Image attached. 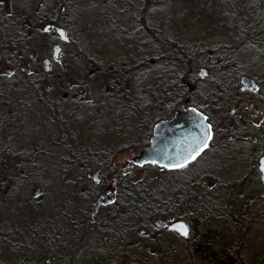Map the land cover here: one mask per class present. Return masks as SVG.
<instances>
[{"label":"trees","instance_id":"obj_1","mask_svg":"<svg viewBox=\"0 0 264 264\" xmlns=\"http://www.w3.org/2000/svg\"><path fill=\"white\" fill-rule=\"evenodd\" d=\"M116 0H107L109 4L115 3ZM127 3L132 0H124ZM238 2V6L231 1V0H221L218 1L220 4L221 9H217L216 11L219 14H216L217 18H233L236 17L239 22H241L236 26L235 29V35H239L240 37H243L241 34V31L244 32V36L242 38V41L244 42L245 46L252 49V53H249V58L254 62V65L257 63L260 67H257L259 69H264V0H242L243 3L239 4L240 0H236ZM158 4L156 5L155 3ZM160 0H142V5L139 6L138 3H136L137 8L134 11H137L138 13L141 12L142 17H151L153 11H156L158 13L163 12L165 10V7L161 9L162 4L159 5ZM170 1L165 0V3L168 4ZM145 3V4H144ZM149 4L148 8L146 4ZM203 8L206 10L208 9V4L202 0ZM121 5L123 3H120ZM175 6V5H174ZM177 10V7L175 6L173 9V12ZM109 12L113 13V17H125L127 16V12L129 9L127 6L123 7H108ZM146 10H148L150 13L149 15H146ZM19 19L21 20V23L24 25L26 15L23 14V12L19 11ZM164 13V12H163ZM203 14L205 17H207V14ZM100 17H107L110 16L107 13H104L103 11H99ZM130 15V14H129ZM134 16H138L133 14ZM165 17V21H169L168 19L176 18L181 16L177 13H164L162 15ZM189 17V15H182ZM17 17V15H15ZM180 18V17H179ZM103 19V18H100ZM180 20H188V19H180ZM178 20V21H180ZM250 20H254L256 24H258L257 29H254L252 24L253 22H250ZM93 22V21H91ZM103 21H101L102 25ZM189 26H191V22H188ZM221 24V23H220ZM219 24V25H220ZM224 24V23H222ZM230 23H228L229 25ZM237 24V23H236ZM163 26L165 28V31H161L160 24L159 23H153L151 26H145L150 27L149 29L144 30H136V27L134 25L130 29H122L123 32L114 33L111 30V28H120L124 27V25H118V24H107L106 27H108L107 33L114 34L113 37H123L124 41L129 43H135L137 39H142L143 44L146 42V40H151L152 42H157V51L152 52L156 50V47H151L150 51L147 52V56L156 55L158 56L160 52H167L169 51V47H166V42H172L175 41L176 43L180 42H186L179 38L177 34V30L180 25H174V28L171 30H168L166 27L168 26L167 23H163ZM183 27V26H182ZM177 28V29H175ZM219 28V27H216ZM230 30V29H229ZM241 30V31H240ZM224 31V30H223ZM228 32V30H227ZM26 33V28L19 29V34L23 36V34ZM106 33V34H107ZM226 34V33H225ZM248 34V35H246ZM228 35V34H227ZM130 37H135V40L130 41ZM181 37H187L181 36ZM188 38V37H187ZM123 40V39H122ZM171 40V41H170ZM166 41V42H165ZM241 42V40H237ZM189 43V42H186ZM193 44V45H192ZM192 47L196 48L197 55L191 56L192 60H190L192 64L201 63L202 61H206V64L208 66H212L215 68L220 69H230V71L238 70L237 68L232 69L230 64L220 63L217 64L214 61H208L203 56L204 54L208 53L209 48L205 44H201L200 42H197L196 44L192 43ZM217 43L216 45H218ZM225 45L227 43H223ZM221 45V43L219 44ZM174 48L173 46H171ZM227 49V48H226ZM225 49V50H226ZM137 49L134 50L133 58L135 56H139L140 53H135ZM181 56L184 57L185 54L181 53ZM221 56H227L229 58L230 52L226 50L225 52H222ZM259 57L260 60L259 61ZM151 58V57H149ZM190 58V55H189ZM223 59V58H222ZM226 64V65H225ZM257 65V66H258ZM17 71L21 72V78L22 82L24 83V86L26 87H32L35 89H42L45 86L47 87L49 85V89H47V93H49V90L53 91V86L50 84L45 85L43 83V79L41 75L37 74V71L35 74L28 73L27 69H16ZM167 70V69H166ZM181 73V75H185L187 72L182 71L180 69H169L168 71H165L164 74L159 73V75H154V82H153V89H150L147 91L146 95L142 94L141 89L138 87L135 89L136 95L135 97L137 99H140L139 103H143L144 105H141V108L138 112H136L135 108L139 103H132L133 112L131 118H133L135 115L142 114V110L147 106H149L150 101L152 102L153 99L156 100V102H170L171 99H173L172 91H173V85H174V77L177 73ZM237 74V71H235ZM241 73V72H239ZM238 73V74H239ZM253 74V73H251ZM246 75V74H244ZM62 76H65L63 74ZM249 77H254L252 75H247ZM45 78V77H44ZM167 79L170 81L167 82ZM254 80L256 83L260 86L262 89L260 83L258 82V78L254 77ZM136 85V84H135ZM134 85V87H135ZM157 86V88H155ZM15 88L12 86V81L7 80V78L0 79V92H4V100L0 99V136L4 138V143L0 144V149L2 152H0V167H2V170L5 168H13V173L15 175V181H22L23 178L28 175L29 178H27L24 181H30V178L33 173L31 174V171L33 170L32 167H34L36 178L39 182L44 181V177H49V179L53 178L56 180V182H60L62 180H65L68 175H70L75 180H83L88 179V167H91V164L96 165L93 163V160L96 157L104 156L105 158L102 159V165H104L107 169V171H113L110 167V163L112 161V156L114 154L112 153H106L103 151L96 152L93 154H89L90 156H86L84 161H88V159L91 160V164L85 167L80 168L79 172H73L69 169H64L62 167H59L57 162H69L70 157H77L79 155L78 152L76 153H70V154H58V155H52L50 154V150L47 147H40L38 145L34 144V148L29 149V147H24L21 149L14 148V143L17 141L16 137H14L13 131L19 130V129H25L27 132V136H34L37 132V128L39 125V120L46 118H52L55 117L56 119L59 117L61 121L58 123H62L60 125L61 130H57L55 124H52V126H55L58 135L59 141H66L70 137H66V133L63 131L65 129H62V126L64 124L63 120L69 121L67 118H62L60 113V107L61 102L55 103L53 100H50L48 103L43 104L46 107H49L51 110V114H46L45 116H41L36 119H32V121H27L26 123H21L23 120L24 113L22 112L23 105L17 109H15L16 115H12L11 111L7 109L10 103H12L13 100H15L16 104L19 103V97L16 94L14 96V92L11 90H14ZM49 93L51 98L57 99L59 98L56 93L53 95ZM262 95L264 96V91H261ZM0 93V95H1ZM129 96V95H128ZM133 98V96H131ZM51 104V105H50ZM79 104H75V107H78ZM73 107V109L75 108ZM67 109L70 106L66 107ZM82 108V106H81ZM79 113L78 111H75ZM23 114V115H22ZM70 114V111L68 112V115ZM80 115V114H78ZM73 120L76 118V115L73 114ZM153 118V117H152ZM151 118V120H152ZM155 119V120H154ZM157 118H153L151 123L156 121ZM15 121H19V124L16 125V128L13 130V124H16ZM22 125V126H21ZM67 129V128H66ZM147 129V128H146ZM145 129V130H146ZM257 135L259 137H264V126L261 124V128L257 132ZM64 138V139H63ZM52 142L54 137H51ZM66 139V140H65ZM143 141L146 140V138L142 139ZM58 141V142H59ZM51 142V144H52ZM57 142V143H58ZM68 148L67 146H65ZM93 159H92V158ZM35 165V166H34ZM180 171L185 170H177V169H163L157 167V170L155 172V175L151 176L150 174L141 175L136 177L132 174V177H123L119 180L118 184V192H117V198L114 203V205L110 206L109 212L106 215L105 218L102 217V214L100 215V219L96 222H86V215L84 214L85 211L83 210V213L81 214L82 208L76 206V210H74V213H76V222L72 221V217L67 218V222H65L63 219L66 216L68 217L70 215L69 212H64L61 214V216H53V220L56 219L57 223L60 225H68L69 229H72L74 234V239L76 237H80L81 241L78 245V247L75 249L76 252L80 251L81 245L84 244L85 238L88 236V232L90 231V238H94L98 240V242L101 244H104L105 248H109L111 254L116 258L117 262L116 264H248L249 257H247V252H245V241L243 239L247 238V240L250 239V244L254 245L256 249V258H255V264H259V257H262L264 254V250L262 251V254L259 255V251L261 249H264V240L262 239V236L259 237V234H253L249 231L250 229V221H252L253 217L250 215V206L251 204H254L256 200L264 198V193L259 194L256 197H252L251 199H245L243 202H241L240 206L237 208V212L234 210V207L231 206L230 200H228L230 197L233 199V195L230 193H224V191H218L217 185L213 183V181L209 178L210 176L217 175L216 172L225 173V170H222L220 168H217L214 165H209L206 168L201 169H194L193 172H190L188 174L189 169H187L185 174H182L180 177L179 175ZM205 171V172H201ZM37 174H42L43 177H40ZM242 175V176H241ZM244 177V174L238 175L237 179L241 180ZM11 179V176L8 178ZM189 179H195L193 184L190 183H183L188 181ZM12 182V184H13ZM89 182V181H88ZM89 184V183H87ZM180 184L184 186H180ZM8 182L6 181V177L3 179L2 184L0 185V193L3 194L0 198V208L4 210H9L7 208L8 204L15 205L16 209L19 211V215L15 221L14 229L19 231L20 233H27L24 229H20L18 225V221L20 222V217L23 216V221L25 224H31L28 217V211L26 207L20 206V202L18 200H13L11 195L14 194L13 191L9 192L12 194H9L8 192L4 194L3 189L5 186L7 187ZM93 187L92 184H89ZM18 188V187H17ZM64 189V188H63ZM89 192H91L90 187L88 188ZM62 192L57 193L58 195V202L64 205V198L62 197ZM9 195V196H8ZM225 195V196H224ZM222 197V198H221ZM218 198H221L218 200ZM57 199V198H56ZM259 202V201H258ZM41 201L37 202L36 204H40ZM35 204V205H36ZM264 204V203H261ZM27 207H32V200L29 201V203L25 204ZM32 208L33 211L36 213L38 210V207ZM245 205V207H244ZM263 205H260V209L264 211ZM256 208V207H255ZM56 209V208H55ZM127 210L131 211L132 215V221L130 224V228L126 229V221H125V212ZM257 209V208H256ZM256 209H253L252 212H254L255 216H258V213ZM246 210V211H245ZM247 214L248 216H245L244 214ZM34 215V214H33ZM31 217V216H30ZM43 219V222L40 223L39 220L36 221L31 226V230L33 231V235L37 238V240H31L30 248L21 247L14 252L22 254V256H30V262L32 260V256L35 255H43L45 254H51L55 255L56 260L54 264H70L73 261V254L69 258V262L67 261L68 258L66 255H68L66 249L63 248L62 244L53 239L52 247H48L45 244L44 237L46 235V228L44 222H46L45 217H41ZM184 219L188 225H189V234L186 237H180L171 235L169 232H167L164 229H160L155 227L151 220L152 219ZM5 216L0 211V228L4 230L5 226L7 225V221H5ZM251 219V220H250ZM209 221L211 223H217L216 226L220 225V227H217L219 230V233L222 230L226 231V234L232 238V236L237 233L238 237L233 238L232 240H229L228 244H219L215 243L216 241L212 238V236H215L214 232H211L209 234L208 231L205 232L206 239H202L200 235L196 236L193 234L191 230V226L198 225L199 228H201L200 233L207 229L209 226ZM247 221L249 224H247ZM196 222V223H195ZM82 223V226L80 225ZM195 223V224H194ZM78 225L80 228H78ZM139 227H145L147 233L145 235L141 236H150L151 243L148 245H143L138 243L136 240V233L134 231L138 229ZM42 229V231H41ZM264 231V228H262ZM80 232V233H79ZM207 233V234H206ZM258 233V232H257ZM31 235V234H30ZM139 235V234H138ZM241 235V237H240ZM31 236V237H32ZM124 236V239L120 241V238ZM221 236L218 235V237ZM258 236V237H257ZM71 237V230H70V236ZM138 237V236H137ZM243 237V238H242ZM142 238V237H141ZM219 239V238H218ZM37 241V242H36ZM214 242V243H212ZM39 244H45L43 246H38ZM225 245V246H223ZM239 245V246H237ZM52 248V249H51ZM61 254H60V251ZM131 250L130 252H127ZM57 252V254H56ZM76 255V254H75ZM61 257V258H60ZM67 258V259H66ZM99 258V259H98ZM78 259L84 260L85 262L90 261V256L88 253H84L81 255H78ZM94 259V255H93ZM92 259V260H93ZM107 259H110L111 261H107ZM61 260V261H60ZM113 258H108L107 256H103V254L99 251L97 253V262L93 261L98 264V262H110V264H115ZM29 262V263H30ZM28 262H22L21 264H25Z\"/></svg>","mask_w":264,"mask_h":264},{"label":"rangeland","instance_id":"obj_2","mask_svg":"<svg viewBox=\"0 0 264 264\" xmlns=\"http://www.w3.org/2000/svg\"><path fill=\"white\" fill-rule=\"evenodd\" d=\"M135 5L136 3H138L139 6L142 5V0H132ZM161 2H159V5L162 4L163 7H161V9H163L165 7L164 12L165 13H177L180 14L181 16L176 17V18H171L168 19L169 21H165V17H163L162 15L164 14L163 12H154L152 16L154 23H159L160 24V28L161 31H165V28L163 26V23H167L168 26L166 27L168 30H171L172 28H174V25H180L178 30H177V34L179 36L180 39H184L187 38L191 41H196L199 42L197 39L202 38L203 39V43L201 44H205L207 46V48L211 47V44L216 45L217 43H221V45H225L223 43H227V45H225V47L227 48V50L230 52V59L228 58L229 64L231 66L232 69L237 68V74L235 73V71H230V69H220V68H215V67H210L206 74V76L204 77H197L198 81H202V82H211V81H227V82H239V77L242 74H246V75H252L256 78H258V82L262 81L260 83L262 89L261 91H264V69H259L257 67H260L257 63L254 65V62L249 58V53H252V49L248 48L247 46H245L244 42H239L237 40L241 39L240 36L235 35V29L237 28L236 26H232V24L238 25L241 22H239V20L236 17L231 18H217L216 14H219L216 10L220 8V4L218 1L221 0H203L208 4V9L206 10L205 8L202 9L203 7V3L202 0H169L170 2L168 4L165 3V0H160ZM234 4L236 2V5L238 6V2L236 0H231ZM120 3H123L122 5ZM243 3L242 0L239 1V4ZM10 4L14 6V9L16 11H21L23 12V14H33L36 13V11H39L40 14L42 15L43 13H47L49 11H52L57 9V6H59V2L58 0H11ZM145 4V3H144ZM57 5V6H55ZM125 5H128V3L124 0H116L115 3L109 4L107 7H123ZM147 7L149 6V4H146ZM177 7V10L175 8V12H173V9L175 6ZM56 7V8H55ZM132 11H134L133 9L129 10L127 12V17H129L131 15H133ZM203 11L205 14H207V17L204 16ZM101 13V12H100ZM184 13V15H189V17L187 16H182ZM113 14V13H112ZM83 15H88L85 11L84 13H81V16ZM95 18H103L100 17L97 13V15L94 16ZM119 18H122V16H120ZM180 19H188V20H180ZM180 20V21H178ZM85 21V20H83ZM191 22V26H189L188 22ZM231 22L232 24L228 23ZM250 23L252 24L254 29H257L256 27H258V24H256V22L254 20H250ZM221 23V24H220ZM224 23V24H222ZM237 23V24H236ZM98 24V23H97ZM101 24V23H100ZM220 24V25H219ZM77 28L79 29L78 31H80V34L84 35L85 34H89V35H93L94 33V25H85V24H76ZM241 25V24H240ZM183 26V27H182ZM36 24H32L31 27L26 28V34L25 36H20L19 38V42L22 44V46L24 47L23 50V55L25 57V59L28 58V56L30 55L31 52H35V49L32 47V45H30L29 43L33 42L35 44H38V41L41 39L43 34V23L40 25V27L37 29L36 28ZM219 27V28H216ZM102 28V25H101ZM177 29V28H175ZM230 29V30H229ZM31 30V32H30ZM224 30V31H223ZM228 30V32H227ZM104 32V31H103ZM243 31H241L242 33ZM105 34H97L95 35L97 38L96 41H93L94 43L96 42V51L105 55L106 54V45H109L107 50L109 52V54L106 55L107 59L109 57L115 56V55H120V54H131V52L134 54V50H136V53L139 51L140 54H145V50L148 52L150 51L151 47H156V50L152 51V52H156L157 51V46L158 43L152 42L151 40H146V42L143 44V40L137 39L135 43L129 42V47L126 46V44L124 43V38L118 37V36H114V34L111 33H107L104 32ZM107 33V34H106ZM226 33V34H225ZM29 34H36L33 37H30ZM228 34V35H227ZM32 38L34 39L33 41H31V39H27L26 38ZM187 35V37H181V36H185ZM26 38V39H24ZM37 39V40H36ZM123 39V40H122ZM119 42L121 43L120 45ZM220 46V45H218ZM217 46V47H218ZM72 51V52H71ZM71 52V54H70ZM70 54V56H68ZM49 52L47 51L45 53V56H48ZM91 55V54H90ZM152 57V56H148ZM153 57H156V55H153ZM111 59V58H110ZM125 59V58H124ZM67 63H71V66H66L63 63L65 62ZM259 61L260 57H259ZM25 64V63H23ZM37 65V64H36ZM64 65L65 67H67L68 69H60V67ZM258 65V66H257ZM3 71H5V69H2ZM7 70V69H6ZM37 74L41 75L42 79H43V83L45 85L50 84L51 86H53V91L58 92L59 94H55L57 95L59 98L57 99H53L51 98V96L49 95V93H47V87L45 86L44 88L40 89L38 92H40V94L43 95V103L40 106V103L38 106L35 105V100H36V95L33 94V91L31 90H27L26 91V96H24L23 98L20 99V107L23 105L22 107V112L24 113L23 120L21 123H26L27 121H32V119H36L39 118L41 116H45L46 114L49 113L48 111V107H45L43 104L48 103L50 100H53L55 103L57 102H61V116L62 118H67L69 121H67L65 124H63L62 129H66L68 130V127L72 129V131L75 133L76 129H81V130H87L89 129L87 127V123L84 122V120H86V116L84 114L83 111H80L79 113H81L82 115L77 116L74 120L73 118H71V116H68V112L66 111V107L70 106V110H71V115L72 114H79L77 112H75V108L73 109V107H75V104H77V102H80L84 99H93V97H95L96 95V88H94V84H95V77L93 75V73L96 72L95 69H82V67H80V58L79 56H77V54L75 53V50L73 49H69V47H65L63 48V52L61 54V58H60V62L56 63L54 66V69H42L41 67H37ZM62 71H66V77L62 76ZM197 72V71H196ZM241 72V73H239ZM239 73V74H238ZM253 73V74H251ZM45 77V78H44ZM253 77V78H254ZM170 80L167 79V82H169ZM68 84H71L70 86ZM155 88H157V86H155ZM28 89V87H27ZM151 89H153L152 87V83H151ZM228 96L230 98H233L234 96H236L235 93V88H228L227 90ZM142 93L146 95L145 91ZM103 97H107V96H103ZM226 107V113L230 111L231 108H233V104H228L225 105ZM236 107V106H235ZM243 107V106H240ZM239 107V108H240ZM36 108V109H35ZM261 108L259 106V104L254 105V109H259ZM117 113V112H116ZM174 113V106H173V99L170 100V102H162L160 105L156 106V102H151L149 106H147V108L145 107L142 110V114H138L135 115L133 118H131V121L126 123L129 128L135 132H137L138 130V134L139 132L143 133L144 135L145 133V129H148V132L151 133V126L155 123H151V121L153 120V118H157V120H159L160 118H162L163 116L165 117H170L172 114ZM229 117H232V115L234 114H229L227 113ZM122 117V116H119ZM153 117V118H152ZM236 119L239 117L238 114H235ZM152 118V120H151ZM248 118L250 119V122L248 123L249 126L245 129V131H248V133H244V135L246 136V134H249V132L251 133H257L259 131V129L261 128V124H263L264 126V106L262 107V111H260V113L254 117L253 115V111L252 109H250V113L248 114ZM155 120V119H154ZM238 120V119H237ZM39 126L36 127L38 130L36 132V134L34 136H27V132L25 129H19L16 131H13V133L15 134L14 137H16L17 141H18V149L24 148V147H29V149L34 148V144L42 147H47L50 150V154L52 155H58V154H62L63 153V148H66L65 146H61L63 144V141H59L58 139V133L55 132L56 128L57 130H61L60 125L62 124L61 122L58 123L59 121H61V119L58 117L57 119L55 117L52 116L51 120H46V118L44 117V119H40L39 120ZM16 124H13V130L16 128V125L19 124V121H15ZM52 124H55V126H52ZM22 126V125H21ZM240 128V126H238ZM69 134V133H68ZM133 134V146L131 148V151L129 152H122L119 153L114 161L116 163V170L117 173L121 175V173H123V165L125 163H129L131 158L133 156H135L138 151L141 149V147L143 146L142 144V139L143 137L135 135ZM70 135V134H69ZM83 135V134H81ZM51 137H54L53 142ZM84 140V146L86 147L85 151L93 154L96 153L95 152V147L97 145V141H99L100 144H105L107 145V147L110 146V141L108 138L104 139V137H93V138H87V137H83ZM64 139V138H63ZM59 141V142H58ZM52 142V144H51ZM58 142V143H57ZM246 144V143H245ZM89 149H91V152L89 151ZM105 151H110V150H105ZM58 164L60 162H57ZM240 163V164H238ZM236 162L233 166L229 167V169H225V173L231 174V175H235L236 177H238V175L240 174H244V177L239 180V179H235L231 184H229L226 189L224 190V193H231L233 195V199L230 197L228 200H230V204L232 207H234V210L237 212V208L240 206L241 202H243V200L245 199H251L254 195V197L258 196L259 194L264 193V185L260 179V175H259V171L257 169V166L255 168H248L246 165L242 167L241 161ZM243 163V162H242ZM35 166V165H34ZM33 170L31 171V174L33 173L34 175L31 176L30 181H24L27 178H29L28 175H26L23 180L20 181H15V175L16 174H12L13 173V168H5L4 170H2V167H0V185L3 182V179L6 177V181L8 182L7 187L5 186L3 189H1L2 191H4L5 193H9L12 194L11 197L13 200H18L20 202V206H22L23 208L26 207L27 211L29 212L28 215H26L30 221L31 224H25L23 221V216L20 217V222L18 221V225L20 227V229H24L27 230L28 233L31 234V236L33 235V231L31 230V226L32 224H34L36 221L39 220L40 223L43 222V219L41 217H45L47 222H50V220L52 219V215L53 216H61V214L64 212H69L70 215L69 217H72V221L76 222L77 219L76 218V213H74V210H76V205H74L75 199H78V201H81V207L82 210L80 211L81 214L83 213V210L88 214L90 211L91 206L87 205L86 202V198H84V193L86 192V190H88L89 188V184L93 183L92 178L89 177V179H79V180H75L74 178H72L70 175H68V177L65 180H62L60 182H55L52 183L53 178L49 179V177H44V181L43 182H39L38 179L36 178L37 176L35 175L34 172V167H32ZM157 170V166L155 165H144L141 167H131L130 169H127V172L132 171V174L135 175L136 177L141 176V175H146V174H150L151 176L155 175V172ZM192 170H194L193 168L189 169L188 174L190 172H193ZM202 173L205 171H201ZM186 171H180L179 175L177 174L178 177H180L182 174H185ZM238 174V175H237ZM40 177H43L42 174H37ZM11 176V179H8ZM242 176V175H241ZM106 178V179H105ZM104 180V184L103 185H107L109 184V182H111L109 180L108 176H104L103 177ZM89 181V182H88ZM113 181V180H112ZM116 181V179H115ZM13 182V184H12ZM89 183V184H87ZM184 183V182H183ZM182 184H180L181 186ZM184 186V185H182ZM18 187V188H17ZM36 187H40L41 191L40 193H38L36 196H33V191ZM64 188V189H63ZM74 190V192L72 191ZM62 197L65 199L64 200V205H62L61 203L58 202V195L57 193L62 192ZM1 192V191H0ZM72 192V193H71ZM92 194H94V192L91 190ZM3 194L0 193V198L2 197ZM9 196V195H8ZM225 196V195H224ZM253 197V198H254ZM57 198V199H56ZM222 198V197H221ZM221 198H218V200H220ZM32 200V207H27L25 204L29 203V201ZM41 201L40 204H36L37 202ZM259 201V202H258ZM91 202V201H90ZM244 203V202H243ZM264 198H262L261 200L258 199L256 200V202L254 204L249 205L250 206V215L253 217L252 221H250V229L249 231L252 232L253 234H259L258 236L261 237L264 240V231L262 230V228H264V211H262L260 209V205H263L262 207L264 208ZM36 204V205H35ZM245 204V203H244ZM34 205L36 207H38L37 212L35 213L33 211V207ZM245 207V205H244ZM257 209H256V208ZM56 208V209H55ZM253 209H256L258 216H255ZM106 210V209H105ZM104 210V211H105ZM246 211V210H245ZM109 212V211H108ZM108 212H105L102 214V217L105 218L106 215L108 214ZM34 214V215H33ZM245 216H248L246 213L244 214ZM31 216V217H30ZM49 216V217H48ZM251 220V219H250ZM154 219L151 220L152 224H154ZM34 222V223H33ZM88 223V222H87ZM196 223V222H195ZM194 223V224H195ZM209 226L207 227V229L200 233L201 228H199L198 225H193L191 226V230L193 232V234H195L196 236L200 235L202 237V239H206L207 237L205 236V232L208 231L209 234L211 232H214L215 236H212V238L216 241L215 243H219V244H228L229 240H232L233 238H237L238 234L235 233L232 238L229 237L226 234V231L222 230L220 231L221 236L218 237V235H220L219 230L217 227H220V225L216 226L215 224L217 223H211V221H209ZM247 224L248 221H247ZM82 226V223L80 224ZM45 226V225H44ZM46 230L47 227L45 226ZM78 228H80V226L78 225ZM131 229V228H130ZM71 230V237L67 241L65 244L61 243L63 248L66 249L68 255V262H69V258L72 256L74 257V254L77 255H81L84 253H88V255L90 256V261L85 262L84 260H80L78 259L77 256V260L73 261L70 264H96L93 261L97 262V253H99V251L103 254V256H107L108 258H113L114 260H116L117 257H115L111 254L110 250H108L109 248H105L104 244H101V242L99 243L97 239L94 238H90V231L88 232V236L85 238V242L84 244H82L80 251L76 252V248L78 247L79 243L81 241L80 237H76L75 239L74 234L72 229ZM142 230H146L145 227H139L138 229H136L134 231V233H136V238H137V242L143 245H148L151 243L150 240V236L146 235V236H141L140 232ZM42 231V229H41ZM258 232V233H257ZM80 233V232H79ZM139 234V235H138ZM207 234V233H206ZM172 235V234H171ZM138 236V237H137ZM142 237V238H141ZM241 237V235H240ZM219 238V239H218ZM243 238V237H242ZM31 240H37V238L35 236H32L30 238ZM243 241H245V252H247V257H249V262L248 264H255V258H256V249L254 247V245L250 244V239L247 240V238L243 239ZM37 242V241H36ZM214 243V242H212ZM45 244H39L38 246H43ZM225 246V245H223ZM239 246V245H237ZM264 249H261L259 251V255L262 254V251ZM60 251V250H59ZM131 250L127 251L130 252ZM264 253V252H263ZM61 254V251H60ZM93 255H94V259H93ZM61 258V257H60ZM66 258V259H67ZM93 259V260H92ZM99 259V258H98ZM259 264H264V254L262 255V257H259ZM61 261V260H60ZM107 261H111L110 259H107ZM98 262V264H110V262ZM115 264L117 262L114 261ZM62 264V263H60ZM241 264V263H240Z\"/></svg>","mask_w":264,"mask_h":264},{"label":"flooded vegetation","instance_id":"obj_3","mask_svg":"<svg viewBox=\"0 0 264 264\" xmlns=\"http://www.w3.org/2000/svg\"><path fill=\"white\" fill-rule=\"evenodd\" d=\"M10 1L11 0H0V79L3 78L2 69H7L8 74H12L15 69H27V72L32 74L36 73L37 70L35 69H37V67H41L45 70L54 69L55 64L60 62L63 48L69 47V49H74L75 53L80 58V67H82V69L96 70V72L93 73L95 77L94 88H96L95 97L90 100L84 99L77 102L79 105L78 107L76 106L74 110L78 112L83 111L85 116L91 114V116H93L96 120V124L94 126L89 124L87 125L88 128H91L90 138L104 137V139L108 138L111 140L109 147L105 144H100L99 141H97L95 152L103 151L114 154V156H112L110 167L116 170L117 166L114 161L115 157L119 153L131 151L133 146L132 133L146 138V140L141 141L143 144L141 149L146 147L149 144V138L152 134V130L150 133L148 132V129H146L145 135L142 132H139L138 134V130L135 132L126 124L131 121L134 107L132 106V103L136 102V100L129 97L131 96L133 89L137 88V85H135L136 75L142 69L181 68L179 66L169 67L161 64L159 65L156 58L163 52H160L158 56L151 58H148L146 55L147 52L145 51V54L141 53L139 55L140 59L133 58L132 52L131 54L115 55L107 59L106 55L109 54L107 50L109 45H106L105 55L97 52L96 42H93L95 38L92 41H88L84 35H75V33H70V30L68 31V29L63 27L59 22L52 20L51 11L43 13L42 15L45 16L44 19H46L43 27L46 25H50L52 27L41 34L42 37L38 41V44L34 43L33 45V42L29 43L35 49L36 53L31 52L28 58L25 59L23 55L24 47L19 42V38L21 36L19 34V24L17 25L14 20L15 18L19 19L20 15L15 17L16 10L14 9V6L10 4ZM39 18L40 12L36 11V13H33V18L30 17L29 21L24 24V27L28 28L31 27L32 24H36V28L38 29L40 27V25L37 24V20ZM96 21H98V19ZM100 21H103V19H100L98 22ZM39 22L42 23V20H39ZM53 26L62 27L64 29L63 38L56 33ZM25 34H23V36H25ZM35 35L36 34H29L30 37ZM27 39H31V41L34 40L32 38ZM124 43L127 47H129L127 42ZM120 44L121 43L119 42L118 45ZM54 47H58L59 51L57 52V55L54 54ZM47 51L49 52V55L45 56ZM137 53L140 52L138 51ZM70 54L68 56H70ZM63 64L71 66V63L65 62ZM64 65H62L60 69H68ZM192 65L193 66L191 67L184 68L189 69L185 75H181V73L178 72L173 79V114L188 108L196 109L204 116L205 121L210 128L211 139L208 141V147L205 148L195 160L188 163L185 168L178 170L191 169L197 166L203 168L207 167L208 164H212L220 169H229V167L233 166L236 162L238 163L241 161L242 167L246 165L248 168H255L257 166L259 171V160L264 155V137H259L251 132L245 136L244 133H248V131H245L244 127H247V124L250 122V119L248 118L250 109H252L253 115L256 117L260 111H262V107L264 106V96L262 95L260 86L257 84V87L250 88L240 84L239 82L198 81L197 77L206 76L208 72L207 69L210 67L206 65L205 61ZM62 74L66 75V71H62ZM108 79L112 80L111 84H113L114 89L116 90L110 94L101 95V90L104 87L103 85ZM68 85L70 86L71 84ZM49 88L50 87L48 85L47 89ZM228 88H235L236 96L230 98L226 91ZM147 91L148 90H146L145 93H147ZM50 92L51 91L49 90V93ZM54 93L59 94L55 91L51 92L52 95ZM152 102H156V100L153 99ZM228 102L234 106L229 112H227L229 114H234L232 117H229L226 113L225 105H227ZM160 104V102H156V106ZM256 104H259L261 108L253 110L254 105ZM140 105L143 106L144 104L139 103L135 106ZM48 111L51 113L49 107ZM66 111H70L69 115L73 117L69 108H66ZM236 113L239 116L237 118L238 120L235 117ZM79 114L82 115L81 113ZM77 116L79 115L77 114L76 117ZM168 118L163 116L159 120ZM238 126H240V128ZM63 132L66 133V137H72L74 134L72 129L69 127L68 130L65 129ZM90 162V159H88V161H84L82 167L87 166L88 163L90 165ZM101 166L103 165L91 164V168ZM131 167L134 166L130 160L129 163H125L123 165V173H121V175L119 174L118 179L120 180L123 177L131 178L132 171L131 173L126 171ZM103 177L104 175L99 173L96 174L95 178L91 175L93 181L91 184L95 189V191H93L94 194L89 192V190H86L84 193V198L89 197L90 200H93L96 197H100L103 200V203L95 212L94 217L88 215L91 213V208L88 214L86 212L84 213L86 215V222H96L97 219L100 218V215L108 212L110 206L114 205L116 201L118 185L113 183L103 185ZM172 220L173 219L170 218L159 219L155 221L154 226L164 229L172 235L179 236L167 227ZM146 233V230H142L140 234L145 235Z\"/></svg>","mask_w":264,"mask_h":264},{"label":"bare ground","instance_id":"obj_4","mask_svg":"<svg viewBox=\"0 0 264 264\" xmlns=\"http://www.w3.org/2000/svg\"><path fill=\"white\" fill-rule=\"evenodd\" d=\"M59 2V6H57V9L53 10L52 9V20L59 22L63 27L67 28L68 31L70 30V33H75V35H82L80 34V31H78L79 29L76 27V24H85V25H94V33L93 35H89V34H85V38L88 41H92L94 38V41L97 40L98 37H96L95 35L97 34H105L104 32L108 31V27H106L107 24H120V25H124V27H120V28H111L110 31L114 32V33H119V32H123L122 29H130L133 25L134 27H136V30H144V29H149L150 27H145V26H151L154 23L153 17H142L141 12H137V11H132L133 14L138 16H132L130 14L129 17L125 16L122 18L119 17H113V14L111 12H109L108 9V5L109 2H107V0H58ZM156 5L158 4L155 3ZM127 8L130 10L132 9H136L137 5H135V3L133 1H129ZM56 8V7H55ZM148 8V7H145ZM20 11V10H19ZM19 11H15L16 15L19 16ZM85 11L88 15H83L81 16V13L85 14ZM99 11H103L104 13H107L110 16L107 17H103V23H102V28H101V21L98 22L100 19L95 18L94 16L99 15ZM146 15H149V11L146 10ZM155 11L152 12V15ZM164 12V11H163ZM165 13V12H164ZM26 17L25 18V23L26 24L29 21V18L32 17L33 18V14H25ZM100 16V15H99ZM45 16L40 14V18L37 20V24L41 25L42 23L44 24L46 19H44ZM98 19V21H96ZM16 24L19 26V28L24 29V25L21 23V20L18 18L14 19ZM39 20H42V23L39 22ZM85 20V21H83ZM93 21V22H91ZM98 23V24H97ZM230 24H232L231 22H229ZM235 25V24H233ZM52 26L50 25H46L43 27V32L45 31V29L49 30ZM104 31V32H103ZM241 31V30H240ZM243 37L244 36V32H242L241 34ZM248 35V34H246ZM239 36V35H237ZM241 37V42L242 38ZM130 41L135 40V37H130V39H128ZM186 42H180V43H176L175 41L172 42H166V47H169V51L162 53L161 55H159L156 58V61L159 63V65H164V66H179L182 71H186L188 72L189 69H184L187 67H191L193 66L192 63H190L192 60L191 56L197 55V52L200 53V51H197L196 48L192 47V43L196 44V41H191L190 38H184L183 39ZM199 42L203 43V39L199 38L197 39ZM171 41V40H170ZM192 44V45H191ZM219 45V44H218ZM214 45L211 44V48H209L208 53L204 54L203 56L205 57L206 60L208 61H214L217 64L220 63H224L226 62V64H229L228 58L227 56H221L222 52H225L227 49L225 47V45ZM171 46H173L174 48H172ZM218 46V47H217ZM226 49V50H225ZM181 53L185 54L184 57L181 56ZM190 55V58H189ZM134 58H139L140 56H135ZM223 58V59H222ZM230 59V58H229ZM206 63V61H205ZM225 64V65H226ZM207 65V64H206ZM212 67V66H209ZM169 69H142L137 75H136V85L139 89H141V92L143 90H150L151 89V83L153 84L154 80V75H159V73L164 74L165 71H168ZM194 70V69H193ZM160 76V75H159ZM241 76H245L244 74H242ZM3 78H7V80H11L12 81V86L15 88L14 90H11L14 92V96L17 94L19 97V103H15L16 101L13 100L12 103L9 104V106L7 107V109L9 111H11V113H13L12 115H16L15 113V109H17L19 107L20 104V99L23 98L24 96H26V91L27 90H31L33 91V94L36 95V100H35V105L38 106L40 103H43V95L40 94V92H38V89L29 87L27 89L26 86H24V83L22 82V78H21V72L17 71L16 69L14 70V72L12 74H8L7 70L5 69V71H3ZM112 80L108 79L105 84L103 85V89L101 90V95H106V94H110L111 92L115 91L116 89H114L113 84H111ZM153 86V85H152ZM1 93V92H0ZM143 94V93H142ZM4 92L1 93L0 95V99L4 100ZM136 92L135 89H133L131 96H133V99L136 100L135 103L139 102L140 99H137L135 97ZM129 96V97H131ZM132 98V97H131ZM46 107V106H45ZM141 108L140 106H137L135 108L136 112H138ZM36 109V108H35ZM51 114L50 112L48 113V115ZM69 116V115H68ZM48 120H51V118H48ZM64 124L67 122V120H63ZM84 122H86L89 125H95L96 124V120L93 118V116H91V114L86 115V120H84ZM156 122V121H154ZM153 122V123H154ZM155 124V123H154ZM153 124V125H154ZM152 125V128H153ZM249 126V124H247V127ZM246 126L244 127V129L247 128ZM151 128V130H152ZM83 134V135H81ZM255 135H257V133H254ZM83 137H87L90 138L91 137V128L87 129V130H81V129H76L75 133L72 135V137L68 138L65 143H63L61 146H67L68 148H63V154H72V153H76L78 152L79 155L77 157H70L69 162L65 161V162H61L59 163V167H62L64 169H69L70 171L73 172H79L80 168H82V165L84 163V159L86 158V156H90L88 152L85 151L86 147L84 146V140ZM4 143V138L2 136H0V144ZM14 148L17 149L18 147V141H16L14 143ZM247 147V146H246ZM89 151L91 152V149H89ZM0 152L1 149H0ZM92 158V157H91ZM104 156H100V157H96L93 160V163H95L96 165H102V159H104ZM1 159V157H0ZM93 159V158H92ZM88 179L89 177H91V175H93V173H99L102 174L104 176H108L109 180L111 182L109 183H113L118 185L119 184V179L118 176L119 174L116 172V170L113 171H107L106 167L103 165L101 167H96V168H91L88 167ZM206 168V167H203ZM193 169H201V167L197 166ZM225 170V169H222ZM185 171H187V169H185ZM226 171V170H225ZM217 175L210 176V177H206L209 178L213 181V183L215 185H217L218 191H224L226 189V187L231 184L235 179H237V177L233 174H229L228 173H220V172H216ZM238 175V174H237ZM116 179V181H115ZM113 180V181H112ZM195 179H189L188 181L184 182V183H190L193 184ZM236 181V180H235ZM56 180H53L52 183H55ZM90 189L92 191H95V189L92 186H89ZM39 190L37 192L40 193L41 189L40 187H36L33 191V196H36L37 194H34V192L36 190ZM74 192V190H72ZM72 193V192H71ZM100 197H96L93 200H90L89 197H86V202L87 205H90L91 208L94 207V202L96 199H98ZM101 199V198H100ZM102 200V199H101ZM76 202H74V205H76L77 207H81V201H78V199H75ZM91 201V202H90ZM103 203V202H102ZM99 203V206L102 204ZM7 208L9 210H4L0 208V211L2 212V214L5 216V221H7V225L5 226L4 230L0 228V264H21L22 262H28V264H54L56 257L55 255H51V254H45V256H43L42 254L39 256L35 255L34 257L32 256V260L30 262V256H22V254L19 253H15L14 251L21 248V247H25V248H30L31 245V235L30 233H28L27 230H25L27 233H20L19 231L15 230L13 227L15 225V221L19 215V211L16 209L15 205L13 204H8ZM91 217H94L95 212H91L90 214H88ZM49 217V216H48ZM67 217V216H66ZM132 215H131V211L126 209L125 212V221H126V225L125 228L129 229L130 228V224L132 221ZM100 219V218H99ZM97 219V220H99ZM65 222H67L66 218L64 217L63 219ZM155 220V219H154ZM159 219H156V221ZM45 226L47 227V231H46V235L44 237L45 240V244L48 247H52V242L53 239H55L56 241H58L59 243H63L65 244L67 241V238L69 240V236H70V230L68 228V225H60L57 223L56 219L50 220V222H44ZM258 237V236H257ZM124 239V236H122L120 238V241ZM52 249V248H51ZM57 254V252H56ZM78 256V255H77ZM77 256L74 254V261L77 260ZM30 262V263H29ZM27 264V263H25ZM76 264V263H75ZM97 264V263H96Z\"/></svg>","mask_w":264,"mask_h":264},{"label":"water","instance_id":"obj_5","mask_svg":"<svg viewBox=\"0 0 264 264\" xmlns=\"http://www.w3.org/2000/svg\"><path fill=\"white\" fill-rule=\"evenodd\" d=\"M57 33H63L61 28H56ZM63 38V37H62ZM58 47H54V54L57 55ZM240 82L244 85L254 86V81L246 76H242ZM209 126L204 116L194 108H188L175 113L168 120H160L153 125L149 144L140 150L132 158L133 163L140 166L143 163H155L165 168H173V165L183 161L189 153L206 138ZM260 170L264 168V155L259 160ZM97 173H94V177ZM264 177V171L261 170ZM264 182V178H262ZM37 189L34 194H37ZM100 198L94 202L93 209L96 210ZM184 226L188 229L184 221H175L168 226L170 230L179 233L178 229ZM189 231V229H188ZM183 236V235H182Z\"/></svg>","mask_w":264,"mask_h":264},{"label":"snow or ice","instance_id":"obj_6","mask_svg":"<svg viewBox=\"0 0 264 264\" xmlns=\"http://www.w3.org/2000/svg\"><path fill=\"white\" fill-rule=\"evenodd\" d=\"M45 31H47V29H45ZM61 37H63V33L60 34ZM59 51V50H57ZM211 139V130L209 129L208 134L206 135V138L194 149L193 152L189 153L188 156L185 157V159L183 161L178 162L177 164L173 165L174 168L176 169H183L185 168L188 163H190L192 160H195L197 156L200 155L201 152L204 151L205 148L208 147V141ZM262 171H264V168L261 169ZM264 178V177H262ZM179 234L183 235V236H187L188 235V229L184 226H181L180 229H178Z\"/></svg>","mask_w":264,"mask_h":264}]
</instances>
